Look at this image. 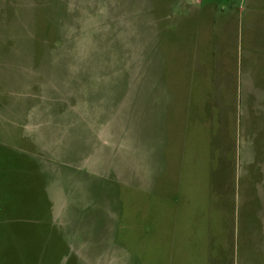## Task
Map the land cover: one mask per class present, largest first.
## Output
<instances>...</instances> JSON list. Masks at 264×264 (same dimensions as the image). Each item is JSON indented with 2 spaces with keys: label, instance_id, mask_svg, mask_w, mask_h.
<instances>
[{
  "label": "rangeland",
  "instance_id": "rangeland-1",
  "mask_svg": "<svg viewBox=\"0 0 264 264\" xmlns=\"http://www.w3.org/2000/svg\"><path fill=\"white\" fill-rule=\"evenodd\" d=\"M233 1L0 0V264H200L228 210L240 242L264 180V0Z\"/></svg>",
  "mask_w": 264,
  "mask_h": 264
},
{
  "label": "crops",
  "instance_id": "crops-1",
  "mask_svg": "<svg viewBox=\"0 0 264 264\" xmlns=\"http://www.w3.org/2000/svg\"><path fill=\"white\" fill-rule=\"evenodd\" d=\"M216 1L218 0H215L214 3L211 2L212 4H204V6H201L198 5V0H195L193 5L184 3V6L188 12L191 11L198 13L201 18H204L206 16L212 15L213 11L217 9L215 4H218V2ZM236 1L237 0L233 1L232 9L235 10L236 8L237 12L242 11L241 3L238 5V2ZM208 32L209 38L207 40V45L212 47V50L211 52L209 51V53L206 52V48L208 46L205 47L204 45V47L200 48V53L203 55L204 61L212 62L214 58L219 56H217L219 52L213 48V44L215 43L211 41L212 31L210 30V27H208ZM262 176L264 177V172ZM209 186L208 180L206 187L201 186L200 193H202V195L199 197L200 199H203L205 194L209 198V195L214 193L211 191L212 189L209 188ZM226 186H228V184H226ZM232 191H230V193L234 194L235 190L232 189ZM195 192L196 191L194 190L191 194L193 195ZM239 193L241 195V190ZM223 196L225 195L220 193V197ZM193 197L195 198L194 195ZM189 198L192 199L191 197ZM239 203L240 205L247 204L249 208L252 205L254 206L252 214L247 216V218L250 220L245 224L246 235H242L240 242H234L235 240L232 238L230 233L231 229H229V225L231 228L230 221L233 215V210L225 211L224 215L222 216L224 230H220L218 234L215 235V237H212L211 226L208 233H200L198 239L200 249L197 248L192 251L194 261L198 260L200 264H264V180L262 181L261 185L251 186L248 188V190L245 191L244 196L241 198V202Z\"/></svg>",
  "mask_w": 264,
  "mask_h": 264
}]
</instances>
